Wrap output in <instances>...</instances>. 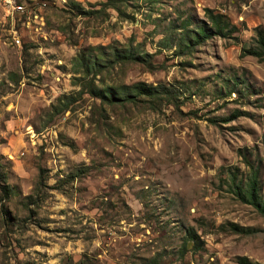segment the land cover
I'll return each instance as SVG.
<instances>
[{
  "label": "rangeland",
  "instance_id": "rangeland-1",
  "mask_svg": "<svg viewBox=\"0 0 264 264\" xmlns=\"http://www.w3.org/2000/svg\"><path fill=\"white\" fill-rule=\"evenodd\" d=\"M106 1L45 0L39 27L0 7V185L12 191L0 193V264H264V218L228 187L229 171L248 173L242 154L264 193V57L242 52L264 35V0ZM204 8L234 31L175 53L180 22L209 23ZM127 44L153 68L114 66L94 84H164L176 105L78 91L77 55ZM233 77L241 94H225ZM61 94L72 101L53 111ZM189 227L198 246L180 254Z\"/></svg>",
  "mask_w": 264,
  "mask_h": 264
},
{
  "label": "trees",
  "instance_id": "trees-1",
  "mask_svg": "<svg viewBox=\"0 0 264 264\" xmlns=\"http://www.w3.org/2000/svg\"><path fill=\"white\" fill-rule=\"evenodd\" d=\"M121 0H107L105 4L119 10ZM207 16L209 23H205L199 20L193 28H188L189 20L184 18L183 22H180V31L174 40L175 53H183L184 51H190L195 46L201 44L211 35L227 36L234 31L235 26L230 24L228 20L218 12H213L209 8L203 9ZM86 14L89 12H85ZM242 52L247 55H252L257 58L264 57V35L260 32H256L254 44L249 48L242 49ZM151 54H148L141 48V44H127L124 46H110L107 51L98 50L94 54L81 53L76 56L74 64L77 66L73 73H80L77 76H73V84L79 85L78 91H84L99 99L101 105L112 106L116 104L125 103H137L143 102L151 109H156L160 104H172L176 105L175 90L164 84H146L141 81L125 84L121 81L112 80V82H103L102 79H97V84H94V76L99 74L101 77L105 74L107 77L113 79L111 71L114 66L119 69L124 65L134 63L143 65L147 69H152L153 65L149 60ZM242 80L238 78H231V83L226 89L225 94L230 92H237L241 94L239 88ZM247 87V86H243ZM72 101L70 94H61L55 104L51 105L53 111L65 109L67 105ZM239 115L238 111H235L230 116ZM229 117V116H228ZM228 117L222 118L227 120ZM264 147V140H263ZM243 162L248 166L249 170L245 179H236L234 172L229 171V190L235 197L241 202H245L252 206L257 212L264 218V193L260 192V184L258 179L257 167L253 163L249 162L244 155ZM84 168L80 171L76 170V174L83 173ZM12 191L8 190L3 184L0 185V193L7 194ZM30 197V196H28ZM221 227V226H219ZM222 227L226 230L247 234L250 232L249 228L239 226L232 222L222 224ZM184 241L180 248V254L186 250V242L193 243V247L198 246L197 235L192 227L186 228L184 231ZM237 262L240 264H249V261L245 257H238ZM146 264H156L154 258H148Z\"/></svg>",
  "mask_w": 264,
  "mask_h": 264
},
{
  "label": "built area",
  "instance_id": "built-area-1",
  "mask_svg": "<svg viewBox=\"0 0 264 264\" xmlns=\"http://www.w3.org/2000/svg\"><path fill=\"white\" fill-rule=\"evenodd\" d=\"M52 3H60L61 0H51ZM44 5L45 0H27V7L24 11H17V8L14 7V0H0V7L2 9H9L12 13H18L22 16L21 24H27L28 27L34 25L33 23H37L38 27L41 23V17L34 10V5ZM13 41L15 44H18V40L16 39V33L13 32Z\"/></svg>",
  "mask_w": 264,
  "mask_h": 264
},
{
  "label": "bare ground",
  "instance_id": "bare-ground-1",
  "mask_svg": "<svg viewBox=\"0 0 264 264\" xmlns=\"http://www.w3.org/2000/svg\"><path fill=\"white\" fill-rule=\"evenodd\" d=\"M15 2H16V0H14V7H15ZM17 7V6H16Z\"/></svg>",
  "mask_w": 264,
  "mask_h": 264
}]
</instances>
